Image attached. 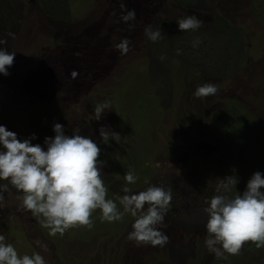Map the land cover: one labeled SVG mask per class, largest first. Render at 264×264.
Returning a JSON list of instances; mask_svg holds the SVG:
<instances>
[{
    "label": "rangeland",
    "instance_id": "rangeland-1",
    "mask_svg": "<svg viewBox=\"0 0 264 264\" xmlns=\"http://www.w3.org/2000/svg\"><path fill=\"white\" fill-rule=\"evenodd\" d=\"M131 9L135 19L122 20ZM185 15L202 27L180 30L176 18ZM149 25L161 28V40L148 39ZM0 38L7 41L0 47L15 52L10 74H0V124L21 140L35 134L32 143L45 150L54 123L66 135L90 137L106 162L107 198L121 211L131 166L133 192L171 189L181 212L168 211L158 225L168 237L163 247L130 241V214L102 222L99 210L92 228L51 236L42 217L19 209L22 194L9 185L0 235L19 255L39 253L46 264H179L177 255L192 252L191 264H264V246L247 242L238 255L217 258L204 243L207 195L217 194L218 181L234 176L242 192L264 169V0H0ZM125 38L122 53L116 45ZM204 83L217 94L197 98ZM101 104L107 107L96 120ZM102 126L117 139L105 143ZM182 241L192 249L173 252Z\"/></svg>",
    "mask_w": 264,
    "mask_h": 264
},
{
    "label": "clouds",
    "instance_id": "clouds-1",
    "mask_svg": "<svg viewBox=\"0 0 264 264\" xmlns=\"http://www.w3.org/2000/svg\"><path fill=\"white\" fill-rule=\"evenodd\" d=\"M121 4V8L125 9ZM121 19H135V10H126ZM180 30L195 31L202 27L203 21L196 15L177 17ZM11 35V33L9 34ZM145 35L152 42L163 38L161 28L145 27ZM0 38V45L6 44ZM200 43L197 37L193 47ZM129 41L123 39L116 45L122 53L128 51ZM179 53V50H177ZM15 52L0 47V74L9 75L8 68L14 63ZM166 59L164 55L159 57ZM75 75V73H73ZM219 89L213 83H204L197 87L195 96L205 98L214 96ZM107 105L94 109L95 119L100 120ZM106 127L99 129L100 136L107 143L110 138L117 139L114 132ZM54 137H45L46 150L39 143H32L35 134L23 140L14 131L0 124V207L4 206V193L9 185L21 193V211H30L36 218H43L41 226L49 230V235L61 236L70 228L93 227L92 214L99 210L102 222L121 221L126 214L134 220L128 239L137 245L151 244L163 247L168 242L166 234L161 232L164 217L171 207V189L149 185L145 189L133 192L128 185L137 182V175L131 170L124 173L126 181L123 195L117 202L107 198L101 171L105 161L101 160V149L90 137L74 132L66 135L64 125L54 123ZM237 179L226 176L220 179L213 195L206 203L207 238L204 243L208 251L217 258L224 253L238 255L247 242L257 247L264 246V175L256 171L246 184L244 191L237 190ZM236 189V191H234ZM46 247V246H45ZM0 264H46L39 253L19 255L16 248L7 243L0 235Z\"/></svg>",
    "mask_w": 264,
    "mask_h": 264
},
{
    "label": "trees",
    "instance_id": "trees-1",
    "mask_svg": "<svg viewBox=\"0 0 264 264\" xmlns=\"http://www.w3.org/2000/svg\"><path fill=\"white\" fill-rule=\"evenodd\" d=\"M100 77H101V73H100ZM102 105V104H101ZM104 105V104H103ZM228 118L227 117H225V114H223V113H221L220 115H219V117H218V122L219 123H221V125H224L225 127H226V125H227V123H228ZM262 166H263V168H264V161L262 162ZM261 173H262V175H264V169H262L261 170ZM207 198H209L210 199V197H209V195H207ZM169 211L170 212H172V213H174L176 216H179L180 214H181V212H180V208H179V206L177 205V202L175 201V200H171V207H170V209H169ZM132 225V224H131ZM131 225H128V226H130V228H132L131 227ZM127 226V227H128ZM129 228V227H128ZM120 232V230H118V233ZM183 242V241H182ZM169 244H173V242H170ZM180 248H178V247H176L174 250H173V252H175V251H177V250H188L189 249V247H190V250L192 249V245L191 244H189L187 247L185 246V243L183 242V244H182V246H179ZM174 256H175V254H173ZM189 256H191V257H189ZM192 256H193V254H192V252H190V253H187V252H185V253H183V254H181V255H177V259H178V262H180L179 264H183L182 262H184V259H186V264H191V262H190V259L192 258Z\"/></svg>",
    "mask_w": 264,
    "mask_h": 264
}]
</instances>
